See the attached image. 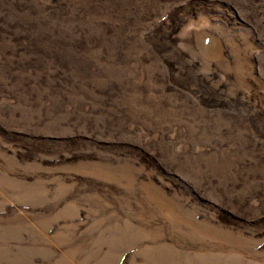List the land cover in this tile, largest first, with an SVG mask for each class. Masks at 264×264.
<instances>
[{
	"label": "rangeland",
	"instance_id": "1",
	"mask_svg": "<svg viewBox=\"0 0 264 264\" xmlns=\"http://www.w3.org/2000/svg\"><path fill=\"white\" fill-rule=\"evenodd\" d=\"M0 264H264V0H0Z\"/></svg>",
	"mask_w": 264,
	"mask_h": 264
}]
</instances>
